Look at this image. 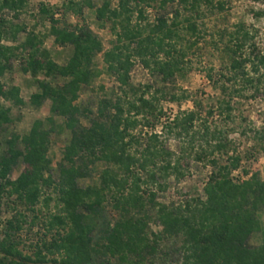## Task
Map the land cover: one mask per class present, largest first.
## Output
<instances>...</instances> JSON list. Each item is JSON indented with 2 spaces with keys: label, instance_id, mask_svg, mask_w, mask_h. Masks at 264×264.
Masks as SVG:
<instances>
[{
  "label": "trees",
  "instance_id": "trees-1",
  "mask_svg": "<svg viewBox=\"0 0 264 264\" xmlns=\"http://www.w3.org/2000/svg\"><path fill=\"white\" fill-rule=\"evenodd\" d=\"M26 2L0 0V77L11 69L12 60H18L21 72L30 75L38 86L29 103L40 107L50 101V112L64 119L70 139L62 150L56 182L45 159L50 131L44 129L41 120L34 121L26 135L12 134L4 142L0 201L4 196L14 197L12 203L31 212L32 218L28 223L27 216L15 209L5 222L0 264H264V237L260 246L248 245L250 235L261 231L257 213L264 206V178L255 174L234 180L231 174L238 169L240 158L232 156L224 164L218 162L214 155L226 152L227 144L220 131L216 134L206 125L200 134L205 148H191L189 153L182 150L178 155L171 151L166 142L172 132L176 137L190 133L192 139L195 137L197 113L175 116L161 125L158 133L155 128L163 116L159 104L188 96L171 94L166 99L162 89L135 87L130 81L131 69L138 63L161 83H173L187 70L188 52L206 32L201 22L205 11L221 13L225 3L117 0L113 6L112 0H102L95 9V19L114 38L106 51L88 27L60 28L51 10L41 5L38 13L49 21L54 42L73 48L68 62L60 66L41 49L37 35L4 17V12H11L17 18ZM172 5L177 10L171 16L160 14L150 21L145 14L146 8L165 11ZM61 6L77 17L82 16L83 8H93L92 0H63ZM20 34L25 38L19 45L1 44L3 40L17 42ZM216 34L218 40L212 43L227 58L226 74L220 73L225 81L219 90L229 97L218 102L219 112L228 113L234 95L249 90L252 96L259 94L264 81V53L256 48L254 36L243 24ZM19 50L23 54L18 56ZM101 52L106 73L116 81L118 92L100 99L93 112L75 102L82 86L99 75L92 61ZM208 72L211 79L213 70ZM40 75L46 80H38ZM59 77L68 80L62 85L52 84ZM0 99L14 106L24 105L16 86L4 89L0 85ZM82 118L87 125H82ZM10 122V109L0 103V132ZM188 158L205 161L212 169L202 188L203 197L171 204L156 201V193L164 191L168 179L179 180L185 175ZM19 160L24 169L11 180L9 175ZM96 163L105 165L98 181L81 186L80 180L90 176ZM50 187L57 194V202L55 211L46 217L44 229L53 233L49 241L35 244L31 255H23L16 241L18 233L38 219L41 202L48 206L51 199L42 198V191ZM107 208L113 217L108 216ZM152 224L159 230L153 231ZM171 239L176 240L175 247L162 250L161 244Z\"/></svg>",
  "mask_w": 264,
  "mask_h": 264
},
{
  "label": "rangeland",
  "instance_id": "rangeland-1",
  "mask_svg": "<svg viewBox=\"0 0 264 264\" xmlns=\"http://www.w3.org/2000/svg\"><path fill=\"white\" fill-rule=\"evenodd\" d=\"M26 5L17 18L13 13L4 12V17L13 24H18L32 31L42 41L41 49L46 52L54 63L63 66L70 59L73 48L70 45L60 46L54 42L50 34V23L44 17L40 16L38 11L41 5H44L53 13V19L60 28H73L74 26H86L102 43L103 51L110 48L113 36L107 27L99 26L95 19V9L100 6L102 0H92L93 8H83L82 16L77 17L70 12H64L61 6L63 0H26ZM117 0H112L113 6ZM224 10L217 13L215 10L206 12V18L201 20L203 29L206 32L198 40V44L188 52L187 70L183 74L175 77L173 83H161L156 76L151 75L143 69L138 63L134 65L130 72V81L133 86L141 87L145 85L153 86L154 89H162L166 94V99L171 94L181 95L185 93L188 98L177 102L169 100L160 101L163 116L155 128L160 133L161 125L167 124L172 119L184 112L195 111L197 119L194 121L195 137L192 139L182 134L180 137L174 136L172 132L166 142L171 151L177 155L182 150L190 152L199 151L200 147L205 148L204 141L200 138L203 125L215 130L216 134L220 131L222 140L227 144L226 152L214 155L218 162L224 164L227 157L237 156L240 158V164L236 171H233L231 177L234 180L249 179L252 175H257L260 179L264 178V81L260 85L259 94L245 91L239 95H234L230 99V112L220 113L218 102L222 99L229 100L228 95L221 93L219 87L223 80L220 73L226 74L227 58L217 50L212 41L218 40L217 32L224 29H234L235 26L243 24L254 36L253 43L256 48L264 53V1L263 0H222ZM177 10L176 5L168 6L165 11H159L156 7L146 8L145 14L150 21H153L156 15H173ZM24 34H20L17 42L1 41V44L16 46L24 41ZM19 50L17 55H22ZM93 66L99 72V75L92 79L88 86H82L79 91L76 104L81 108H87L95 111L97 103L104 97H111L113 93L118 92L117 83L113 77L106 73V67L103 63L102 52L93 58ZM212 69L211 79L208 78V70ZM264 73V70H263ZM38 80H46L40 75ZM68 79L57 78L52 80V84L62 85ZM48 81V80H47ZM50 81V80H49ZM0 85L4 89L16 86L20 89V97L24 101L22 106H14L12 103L0 99V103L10 109L11 122L3 126L0 132V154L6 151L4 142L15 134L19 137L26 135L34 121L41 120L44 129L49 130V145L45 153V159L50 169L49 174L52 180H57V167L62 159V150L68 144L70 132L64 127V119L50 112V101H44L40 107H34L29 103V97L38 92V86L30 75L24 74L20 70L18 60H12V67L0 77ZM227 87L231 83L226 82ZM211 112V114H209ZM52 121V123L50 122ZM82 125H87V120H81ZM143 131H149L144 129ZM192 141V142H190ZM20 148V144L18 145ZM192 148V149H191ZM185 175L176 180L170 178L166 182V188L163 192L156 193V201L164 204L179 203L186 198L203 197L202 188L211 172V167L205 162H197L191 158L185 160ZM103 163H96L91 167L89 177L80 180V185L85 187L93 185L98 181L99 173L104 169ZM24 165L21 160L13 168L9 179L14 180L23 171ZM45 175H47L45 173ZM43 196L49 197L51 201L48 206L41 202L37 206V217L32 227L27 224L18 233V249L23 255H31L32 248L39 244L41 240L49 241L53 232L48 233L44 229V223L48 214L55 211L57 194L53 187L44 188ZM14 197H6L0 201V238L4 229L5 222L10 220L15 214V209L25 214L28 223L32 218V213L21 210L12 203ZM108 216L115 214L107 208ZM261 231L250 235L248 245L258 247L261 245L264 233V206L257 213ZM153 231L159 228L151 225ZM176 240L171 239L161 244L162 250L170 251L175 247ZM157 259V258H156ZM159 259V258H158Z\"/></svg>",
  "mask_w": 264,
  "mask_h": 264
}]
</instances>
